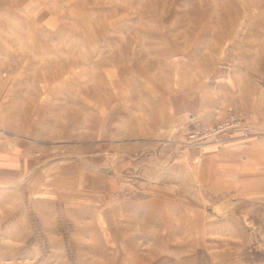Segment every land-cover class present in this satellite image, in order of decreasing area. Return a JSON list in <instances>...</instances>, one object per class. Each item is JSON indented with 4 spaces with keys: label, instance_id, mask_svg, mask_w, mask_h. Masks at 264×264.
<instances>
[{
    "label": "rangeland",
    "instance_id": "1",
    "mask_svg": "<svg viewBox=\"0 0 264 264\" xmlns=\"http://www.w3.org/2000/svg\"><path fill=\"white\" fill-rule=\"evenodd\" d=\"M0 10V40L27 58L25 89L38 92L26 97L32 122L40 106L47 117L41 156L0 180V264H264V156L211 162L199 148L264 149V0H0ZM225 92L239 109L213 122H156L179 94L197 106Z\"/></svg>",
    "mask_w": 264,
    "mask_h": 264
},
{
    "label": "crops",
    "instance_id": "2",
    "mask_svg": "<svg viewBox=\"0 0 264 264\" xmlns=\"http://www.w3.org/2000/svg\"><path fill=\"white\" fill-rule=\"evenodd\" d=\"M5 13L7 12L0 10V16ZM17 49L18 47H15L12 42L0 40V129L6 134V138L0 142V180L7 176L25 175L31 169L35 157L41 156L40 146L46 144L47 137L45 108L42 106L39 108L37 127L32 122V114L35 112L29 108L26 97L28 95L38 96V92L33 94V92L25 89L27 81L30 80L29 68L27 67L29 63L27 58L21 55ZM235 95L234 93L226 95L225 92L223 98L221 95L218 100L212 101L210 105L204 102L192 106L190 98L188 99L185 94H179L172 100V107L156 122L159 124L162 121V127L165 129L174 128L180 122H185L190 113L197 117L194 125L213 122L218 110L220 114L227 107L239 109ZM247 95L248 92L237 94L239 99L243 100L247 99ZM203 106H206L208 111L206 114L202 112ZM88 121L87 119L86 122ZM151 121L153 122L155 119L151 117ZM190 128L191 126L182 132L181 139L184 138ZM150 131V135L154 136L155 131L158 133V127L152 128ZM199 148H201L200 156H207L206 161L211 162H214L213 157L208 158L209 156H264V149L257 151L258 148L255 146L250 147L249 152L246 151L243 154L238 153V147L218 148L211 142H204L200 144Z\"/></svg>",
    "mask_w": 264,
    "mask_h": 264
},
{
    "label": "built area",
    "instance_id": "3",
    "mask_svg": "<svg viewBox=\"0 0 264 264\" xmlns=\"http://www.w3.org/2000/svg\"><path fill=\"white\" fill-rule=\"evenodd\" d=\"M232 117H234V116L231 115L226 120L220 121L214 125H210V126H206V127L196 129L193 133H191L188 136L189 142H194L196 140H200V139L202 140L205 138H212V137L216 136V133H218L219 131L225 130L227 128L229 120H230V118L232 119ZM235 122H237L236 119H235ZM2 133H3V131L0 130V137H1Z\"/></svg>",
    "mask_w": 264,
    "mask_h": 264
}]
</instances>
